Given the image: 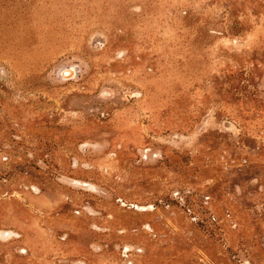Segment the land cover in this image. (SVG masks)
I'll list each match as a JSON object with an SVG mask.
<instances>
[{
	"label": "rangeland",
	"instance_id": "obj_1",
	"mask_svg": "<svg viewBox=\"0 0 264 264\" xmlns=\"http://www.w3.org/2000/svg\"><path fill=\"white\" fill-rule=\"evenodd\" d=\"M0 264H264V0H0Z\"/></svg>",
	"mask_w": 264,
	"mask_h": 264
},
{
	"label": "bare ground",
	"instance_id": "obj_2",
	"mask_svg": "<svg viewBox=\"0 0 264 264\" xmlns=\"http://www.w3.org/2000/svg\"><path fill=\"white\" fill-rule=\"evenodd\" d=\"M69 76V75H68Z\"/></svg>",
	"mask_w": 264,
	"mask_h": 264
}]
</instances>
